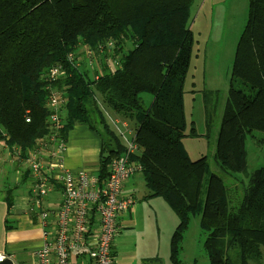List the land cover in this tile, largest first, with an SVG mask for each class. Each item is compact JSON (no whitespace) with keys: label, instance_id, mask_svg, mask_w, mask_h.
I'll use <instances>...</instances> for the list:
<instances>
[{"label":"trees","instance_id":"obj_1","mask_svg":"<svg viewBox=\"0 0 264 264\" xmlns=\"http://www.w3.org/2000/svg\"><path fill=\"white\" fill-rule=\"evenodd\" d=\"M193 1L0 0V141L9 149L20 148L27 159L50 132L47 86H57L66 100L59 128L64 141L76 124L102 135V183L112 158L125 148L106 119L99 94L113 113L136 122L137 156L148 197H163L179 217L171 239L172 263L183 264L179 252L185 233L191 218L200 214L210 264H261L264 167L248 174L246 141L251 136L264 148V0H249L214 153L226 175L248 177L247 184L239 181L236 192L209 169L205 156L192 160L183 142L187 136H199L194 123L187 131L183 100L195 45L188 26ZM128 41L135 45L126 50ZM107 42L114 43V55L118 50L125 54L118 56L120 66L113 73L105 62L113 55L99 53V46ZM86 44L100 65L93 75L87 64L79 67L69 59ZM57 65L63 73L50 82L48 72ZM146 92L154 97L149 107L142 98ZM212 95L204 91L208 129L219 101ZM29 173L26 169L24 181ZM13 192L7 189L2 195L9 208Z\"/></svg>","mask_w":264,"mask_h":264},{"label":"rangeland","instance_id":"obj_2","mask_svg":"<svg viewBox=\"0 0 264 264\" xmlns=\"http://www.w3.org/2000/svg\"><path fill=\"white\" fill-rule=\"evenodd\" d=\"M248 12L249 0H194L188 25L194 33L195 45L183 100L188 121L187 131L191 130V123H194L199 136H187L183 142L192 160L206 157L209 169L224 179L230 192L240 190L239 181L244 180L247 184L248 177L243 174H238L237 178L226 175L215 161L214 153L228 97L236 48L247 24ZM134 45L128 41L125 49H132ZM121 47V45L117 46L116 50ZM113 48L109 45L108 52L112 55L115 52ZM117 52V57L124 54L123 51L118 50ZM79 57L82 59L83 66L86 65L84 52L80 53ZM105 62L109 63L108 56ZM90 65L92 69L98 68L94 60ZM91 74L93 75V71ZM204 91L214 92L212 96L219 98L214 120L209 129L204 113ZM212 96L210 98H213ZM97 97L108 123L115 130L123 145L125 139L128 140L129 136H135L136 122L113 113L105 106L99 94ZM142 98L145 107H149L154 97L146 92L142 94ZM100 129L102 130L101 127ZM123 133L125 136L122 135ZM254 134L255 136L263 135L260 132ZM14 149H9L3 141H0V197L5 195L8 188L15 190L18 186L19 188L13 192L15 193L13 195L14 204L15 197L19 200L25 197L23 199L27 201L26 206H28L29 198V210H31V207L35 205L32 194L34 177L30 172L29 177L24 181L23 174L26 169H29V161L22 158L20 152ZM246 149L248 174L251 175L256 169L264 167V148L248 136ZM140 165L141 170L128 179L123 186L122 194L132 197L134 202L123 215L122 229L117 235L122 233L120 236L123 235V252L134 260L133 262L130 260L132 264H158L157 262L173 264L171 239L179 223V217L163 197H148L150 191L143 177V165ZM83 169L89 170L81 168L72 171ZM98 171L91 172L98 174ZM57 199L58 193L50 192L43 201V207L53 206ZM200 219V214L193 216L185 233L183 248L179 252V258L183 264H210L204 247L206 235L201 228ZM152 259L155 261L150 262L149 260ZM251 264L256 263L251 262ZM261 264H264V259Z\"/></svg>","mask_w":264,"mask_h":264},{"label":"built area","instance_id":"obj_3","mask_svg":"<svg viewBox=\"0 0 264 264\" xmlns=\"http://www.w3.org/2000/svg\"><path fill=\"white\" fill-rule=\"evenodd\" d=\"M109 45L115 47L113 42L101 44L99 53L108 52ZM82 52L84 62L94 71L90 65L94 60V51L87 44L71 53L69 59L79 67L83 66L79 57ZM108 61L106 68L115 72L120 66L118 57L113 53ZM62 73V65L54 66L49 70L47 80L52 82ZM47 89H50V132L37 142L27 157L34 177L32 194L36 209L33 212L39 217L44 239L43 245L35 252V264H119L113 251V242L122 229L120 218L134 202L132 197L122 194L123 186L141 170L135 136L125 139V151L112 158L109 176L102 183L97 173L86 169H66L63 158L67 143L59 135V128L63 124L62 108L66 100L64 92L57 86H47ZM122 135L125 136L124 133ZM14 150H18L21 155L20 148ZM53 191L58 193L57 201L53 206L44 208L45 197ZM8 258L11 257L0 252V263Z\"/></svg>","mask_w":264,"mask_h":264},{"label":"crops","instance_id":"obj_4","mask_svg":"<svg viewBox=\"0 0 264 264\" xmlns=\"http://www.w3.org/2000/svg\"><path fill=\"white\" fill-rule=\"evenodd\" d=\"M66 143L64 167L71 170L81 168L95 172L99 170L102 146L100 132L90 129L86 124H76L69 131ZM18 188L17 186L15 190ZM23 198L25 197L19 200L15 197V204L13 203V206L9 208L7 202L2 196L0 197V252L11 257L0 264H35V252L44 243L39 217L33 212L36 206H32L29 210V198L28 206ZM123 217L120 218V225ZM120 235H116L113 242L116 261L119 264H132L130 260L132 262L134 260L123 252V235Z\"/></svg>","mask_w":264,"mask_h":264}]
</instances>
